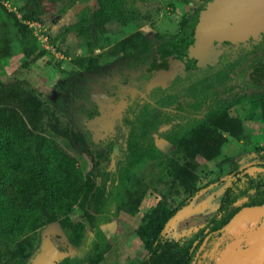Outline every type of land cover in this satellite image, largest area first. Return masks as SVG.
I'll use <instances>...</instances> for the list:
<instances>
[{
	"label": "rangeland",
	"instance_id": "obj_1",
	"mask_svg": "<svg viewBox=\"0 0 264 264\" xmlns=\"http://www.w3.org/2000/svg\"><path fill=\"white\" fill-rule=\"evenodd\" d=\"M202 1L122 0L119 7L112 10L104 7L103 0L58 1L51 13L39 21L41 27H34L36 45L45 53L29 66L24 65L26 55L22 35L0 3V39H5L11 50L9 56L0 59V79L7 82L28 80L58 116L84 135V143L79 148H73L64 139H57L75 157L81 170L100 183L102 179L96 176L94 165L97 161L99 168L115 165L112 157L115 145L111 144L118 120L127 122V126L132 123L139 126L138 119L146 103L156 105V98L177 96V103L158 107L163 113H180L179 106L192 86L210 89L209 93L215 90L237 92L256 79V70L264 61V32L248 39L215 43L217 51L200 63L195 61L194 66L180 60L169 64L160 62L162 44L182 31L183 22L197 13ZM22 2L7 1L13 9L21 7ZM39 30L40 37L36 33ZM137 33L145 35L154 44L150 64L134 67L130 57L110 55L109 48L114 42ZM45 36H48V42ZM78 58L84 61L76 63ZM188 98L195 100L193 96ZM216 123L227 141L219 157L201 165L199 176L203 180L217 176L219 165L224 175H220L218 182L200 190L167 223L156 247L162 255L169 250L168 242L187 240L217 213L222 196L237 171H249V176L240 182V188L249 186L252 179H258L262 159L255 149L264 148V112L256 104H238L230 109L229 116H223ZM156 144L169 154L173 149L164 138L158 137ZM102 150L104 155L99 157ZM180 166L179 159H168V168ZM160 201L158 191L149 188L136 215L121 212L115 216L113 213L112 219L102 224L112 243L102 264H168L165 260L159 263L160 258L155 253L148 254L136 232L143 213ZM245 201L241 198L238 204L242 206ZM70 217L73 223L82 221L86 225L78 245H74L60 223L55 222L21 236L0 237V264H49L65 256L60 249L48 245L46 233L49 229L62 236L69 246V255L85 258L94 233L82 208L75 206ZM263 219V207L249 209L243 206L224 248L212 258L208 256L210 250L201 252L193 264H209L210 260L213 264L232 261L251 244Z\"/></svg>",
	"mask_w": 264,
	"mask_h": 264
},
{
	"label": "trees",
	"instance_id": "obj_2",
	"mask_svg": "<svg viewBox=\"0 0 264 264\" xmlns=\"http://www.w3.org/2000/svg\"><path fill=\"white\" fill-rule=\"evenodd\" d=\"M3 1L0 3L22 35L26 55L24 65L29 66L45 53L36 45L34 27L29 22L39 23L58 1L67 0H23L21 7L15 6L16 10H10ZM208 1L203 0L200 7ZM121 2L103 0V5L112 10ZM190 20L183 22V28ZM178 34L162 44L160 62L169 64L180 60L194 66L195 57L183 59L174 54L173 45ZM226 42L232 40L218 41L216 45ZM10 53V45L0 39V59ZM109 53L130 57L134 67L148 65L154 57V44L145 35L137 33L114 42ZM83 61L78 58L76 63ZM209 92L210 89L197 85L190 87L186 100L179 106L181 112L174 114L163 113L158 106L177 103V96L156 98V105L146 103L138 119L140 125L132 123L130 129L127 122L118 120L111 144L115 145L112 151L115 165L99 168L100 163L95 162L96 176L102 179L97 183L81 170L75 157L57 139H64L73 148H79L84 143V135L58 116L28 80L7 82L0 79V237L21 236L59 222L70 241L78 245L86 225L82 221L73 223L70 216L75 206H79L95 237L89 253L85 258L65 255L49 264H102L112 248L102 224L121 212L136 215L148 189L152 188L158 191L161 201L143 213L136 228L146 252L155 253L160 258L159 263L167 261L168 264H193L197 255L207 249L212 258L224 248L243 206L249 209L264 207L263 147L255 149L262 159L258 179H252L249 186L240 188V182L249 176V171H237L222 196L217 213L207 224L183 242H168L169 250L164 255L156 251V247L167 223L200 190L218 182L220 175H224L219 165L217 176L208 180L199 176L201 165L219 157L227 141L216 121L229 116L230 109L238 104H256L264 112V61L256 70V79L250 81L247 88L237 92ZM231 131L234 132L232 128ZM158 137L173 146L170 154L157 146ZM103 155L104 150L99 157ZM170 157L179 159L181 166L168 168ZM241 198L246 199L242 206L238 204ZM46 239L50 247L56 248L62 236L49 229ZM167 255L173 256L168 258Z\"/></svg>",
	"mask_w": 264,
	"mask_h": 264
},
{
	"label": "water",
	"instance_id": "obj_3",
	"mask_svg": "<svg viewBox=\"0 0 264 264\" xmlns=\"http://www.w3.org/2000/svg\"><path fill=\"white\" fill-rule=\"evenodd\" d=\"M264 32V0H209L191 18L174 41L173 52L200 63L215 51V42L256 37ZM264 208V207H263ZM57 249L69 255V246L58 239ZM264 264V219L256 239L230 262Z\"/></svg>",
	"mask_w": 264,
	"mask_h": 264
},
{
	"label": "built area",
	"instance_id": "obj_4",
	"mask_svg": "<svg viewBox=\"0 0 264 264\" xmlns=\"http://www.w3.org/2000/svg\"><path fill=\"white\" fill-rule=\"evenodd\" d=\"M3 3L10 9V10H13V8H10L9 6H8V3H7V1L5 0V1H3ZM14 10H16L15 8H14ZM29 24L31 25V26H33V27H41V24L40 23H38V22H29ZM40 30L39 31H36V33H37V35L40 37ZM44 39L48 42V36H45L44 37Z\"/></svg>",
	"mask_w": 264,
	"mask_h": 264
},
{
	"label": "bare ground",
	"instance_id": "obj_5",
	"mask_svg": "<svg viewBox=\"0 0 264 264\" xmlns=\"http://www.w3.org/2000/svg\"><path fill=\"white\" fill-rule=\"evenodd\" d=\"M257 235H258V227H257V229L255 230V234H254V237H253V239H252V242L256 239ZM252 242H251V243H252Z\"/></svg>",
	"mask_w": 264,
	"mask_h": 264
},
{
	"label": "flooded vegetation",
	"instance_id": "obj_6",
	"mask_svg": "<svg viewBox=\"0 0 264 264\" xmlns=\"http://www.w3.org/2000/svg\"><path fill=\"white\" fill-rule=\"evenodd\" d=\"M215 43H216V42H215ZM216 51H217V50H216ZM216 51H215V52H216ZM195 60H196V59H195Z\"/></svg>",
	"mask_w": 264,
	"mask_h": 264
}]
</instances>
